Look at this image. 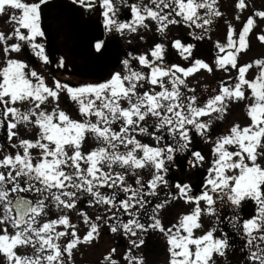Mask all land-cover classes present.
<instances>
[{
  "label": "snow or ice",
  "instance_id": "obj_1",
  "mask_svg": "<svg viewBox=\"0 0 264 264\" xmlns=\"http://www.w3.org/2000/svg\"><path fill=\"white\" fill-rule=\"evenodd\" d=\"M74 3L101 18L95 56L106 54L108 35L154 39L126 51L101 81L46 79L24 54L49 63L40 40L47 0H0V20L10 25L0 30V264H75L78 248L105 230L127 247L111 248L102 264H146L150 235L163 239L165 264H231L225 222L242 242L240 264H264V56L242 60L253 38L264 45V8L232 0L236 28L220 0ZM213 28L226 43L217 39L206 61L192 41H211ZM170 51L184 63L169 62ZM215 69L224 74L215 87L189 86L193 74ZM233 103H244L249 121L214 133ZM181 167L205 170L198 193L191 181L169 179Z\"/></svg>",
  "mask_w": 264,
  "mask_h": 264
},
{
  "label": "flooded vegetation",
  "instance_id": "obj_2",
  "mask_svg": "<svg viewBox=\"0 0 264 264\" xmlns=\"http://www.w3.org/2000/svg\"><path fill=\"white\" fill-rule=\"evenodd\" d=\"M53 4V5H51ZM55 8L62 13L66 14V19L64 20L63 24L53 25L51 23V32H52V41L48 44L43 37V43L45 45L46 52L52 53L54 49L52 46L55 47L58 41H64V36H67V41L65 44L68 47H72V50L75 52L76 55L81 56L85 61H90V68L100 66L103 70L108 66H118V58L120 52L117 54H112L111 50L108 48L107 44V52L104 56L98 57L93 55V50L90 49V43H94V38H105L103 32L102 23H100V16L97 12L86 9L87 14H83V10H81V5L75 4L74 0H50V5L47 3V7L45 9ZM127 12V10L124 11ZM85 13V12H84ZM128 15V13H127ZM47 17V18H46ZM127 17V16H124ZM49 21L50 18L45 12V19L43 21L42 30L50 29L49 26L45 25V22ZM71 25V27H69ZM69 27V28H68ZM71 29V30H68ZM119 36H107V43L114 39L118 41ZM70 47V49H71ZM110 61V64L107 62ZM35 63L38 62L34 61ZM100 76V75H95ZM0 135L4 136L2 131ZM3 137H0L2 140ZM172 173V171L170 172ZM182 171H175V176H169V179L172 181H179V182H188L191 181L193 183L196 180V177L189 176L184 178L182 176ZM85 207L86 210L89 211V214H92L94 210L88 209L86 205H82ZM252 204L251 202L242 209V212L245 216H248L252 212ZM179 206H176L173 211H178ZM225 216L228 215V210L225 209ZM167 215V214H166ZM75 216V215H73ZM170 218V217H169ZM76 224V223H74ZM77 227L83 230V226L81 221L77 222ZM223 230L226 231L231 238V242L235 246V251H229L227 259L228 260H235L240 264V261L244 258L243 254L239 251L242 245V242L235 237L232 229L228 226L225 222L223 226ZM84 246L83 252L79 253L80 259H82L84 264H102V259L104 255H107L108 251L115 247L117 249V254L121 253L122 251L126 250L127 247V240L124 237H118L115 234H112L108 231H104L101 235L100 239L96 241L92 246L81 245ZM143 254L146 258V264H165L166 260V252L164 241L161 237L156 235H150L147 239L145 246L142 248ZM118 258V257H117Z\"/></svg>",
  "mask_w": 264,
  "mask_h": 264
},
{
  "label": "rangeland",
  "instance_id": "obj_3",
  "mask_svg": "<svg viewBox=\"0 0 264 264\" xmlns=\"http://www.w3.org/2000/svg\"><path fill=\"white\" fill-rule=\"evenodd\" d=\"M248 4L250 7H255V8H264V0H247ZM221 3V10L224 13V17L225 19L229 20L234 27L239 28L240 27V23L238 21H236L234 19L235 15L239 14L238 11H233V4H232V0H220ZM85 11V10H84ZM48 14H50V16H52L53 19H61V22H63V16L60 15V13H58L55 10H48L47 11ZM245 16L247 15V13L244 14ZM244 17L242 16V19ZM0 23H3L5 25L6 24L3 20H0ZM53 24H56V21L53 22ZM220 25H224V20L220 21ZM10 27V25H8ZM9 27H4V29L9 28ZM261 27H264V25H261ZM214 31L211 33V37L212 40L211 41H207L208 43V47L210 48V50L212 49V44L219 39L221 43H226V33L221 30V31H217L216 28H213ZM67 39V37H65ZM207 39V38H206ZM252 47L250 51H247L246 54L242 57V60L244 62H248L249 60L252 59H256L259 58L261 56H264V45H262L261 43H259L255 38L252 39L251 41ZM68 48V47H67ZM64 48L62 50L56 51V56L54 57L55 60V67H56V71L53 73L52 76H56L58 78H60L63 82H70V83H76L78 81H91V82H95L91 76L89 75L90 73L85 69L83 72H81V63L80 61L74 56V54L72 52H68V50H64ZM210 54V52H209ZM60 58H63V62H64V66L63 67H58V60ZM205 58H207V56H205ZM209 59V57L207 59H205L206 61ZM57 61V63H56ZM184 63V62H181ZM187 66V65H185ZM111 71V70H110ZM108 71L104 76H108V73L110 72ZM113 72V71H111ZM41 75H43L42 73H40ZM50 75V76H51ZM224 74L218 70L215 69L214 70V74L213 73H208L205 70H200L198 72V74H193L192 76H190L187 80L189 86L191 87H201L203 85L206 84H215L216 86V81L218 78H221ZM44 76V75H43ZM48 76V78L50 77ZM103 77V78H105ZM47 79V77H45ZM214 86V87H215ZM244 103H233L232 107H231V111H230V115L227 118V123L225 125V127H223V131L226 130V127H230L232 124L234 123H239V119L241 118V113L244 112L246 110L245 105L243 107ZM61 107H70V105L68 103L65 102L61 105ZM247 111V110H246ZM247 118V115H244V119ZM244 119L242 118V120L244 121ZM242 127L243 125L240 124ZM205 155H209L208 152L205 153ZM72 223H76L77 221L76 219H72L71 218ZM84 246H80L78 248V250L75 253V264H84L83 260L80 259L79 257V253L83 252Z\"/></svg>",
  "mask_w": 264,
  "mask_h": 264
},
{
  "label": "water",
  "instance_id": "obj_4",
  "mask_svg": "<svg viewBox=\"0 0 264 264\" xmlns=\"http://www.w3.org/2000/svg\"><path fill=\"white\" fill-rule=\"evenodd\" d=\"M204 175H205V172L203 170L198 171V182L194 185L195 188L201 187V181ZM231 264H235V263L231 262Z\"/></svg>",
  "mask_w": 264,
  "mask_h": 264
},
{
  "label": "trees",
  "instance_id": "obj_5",
  "mask_svg": "<svg viewBox=\"0 0 264 264\" xmlns=\"http://www.w3.org/2000/svg\"><path fill=\"white\" fill-rule=\"evenodd\" d=\"M173 28H174V27H173ZM176 28H178V32L181 33V36H183V35L185 34V31H187V29L184 28V27H176ZM152 41H153V39H149L148 44L151 45ZM199 44H200V43L198 42V45H199ZM170 53H171V51L169 52V55H168V57H167L168 61H169V58H170Z\"/></svg>",
  "mask_w": 264,
  "mask_h": 264
}]
</instances>
